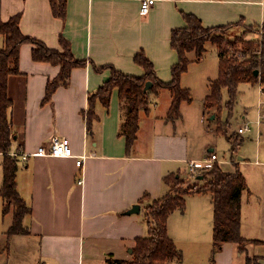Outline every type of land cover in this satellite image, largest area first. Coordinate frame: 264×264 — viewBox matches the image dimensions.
I'll list each match as a JSON object with an SVG mask.
<instances>
[{
    "label": "crops",
    "instance_id": "1",
    "mask_svg": "<svg viewBox=\"0 0 264 264\" xmlns=\"http://www.w3.org/2000/svg\"><path fill=\"white\" fill-rule=\"evenodd\" d=\"M139 7L138 0H66L61 19L52 14L49 0H0L2 21L19 14L23 34L58 50L62 48L60 39H64L74 57L85 60L84 66L71 70L68 84L58 87L51 101L42 104L46 83L57 76L59 66L34 62L32 45L20 47V74L8 79L12 100L9 116L14 140H20V144L15 147L13 142L10 153H35L40 146L48 147L55 135L65 139L75 155L85 158L78 168L71 158L36 156L22 161L16 157V190L30 209L23 219L29 234L16 236L34 241L42 264L131 260L135 239L148 235L146 199L160 198L168 191L165 176L174 173L185 179L188 161H202L215 153L222 170L233 172L237 166L246 184L240 207V235L248 241L246 251L239 252L234 243H225L211 263L213 209L208 193L185 197L184 211L175 210L168 216L167 235L181 253H210L209 264H221L223 259L226 264H245L247 254L264 264V125L251 138H255L251 157L241 152L243 137L232 154L235 157L219 158L215 146H210L207 154L194 156L189 153L186 138H178L165 126L176 121L167 119L172 95L168 89H161L151 94L147 113L140 114L137 139L127 154L125 139L119 135L126 111L117 89L112 91L107 109L96 104L97 119L90 125L82 115L88 108V96L109 75L108 70L94 71L92 65L112 66L140 76L142 68L133 57L142 51L152 62L156 76L166 81L177 61L170 33L184 25L183 13L195 15L205 27L238 21L260 26L264 22V0H156L146 15L140 14ZM190 58L195 61L193 54ZM210 81L207 78L202 103ZM181 87L190 93L189 87ZM164 96L166 102L161 101ZM186 103H181L177 118ZM159 106L164 109L162 116L150 115ZM158 118L162 119L159 124H164L162 129L157 127ZM210 119H215L214 114ZM230 134H225L227 140ZM0 158L1 163V153ZM80 178L81 185L76 182ZM134 204L140 205V212L125 215ZM7 215L9 228L12 212ZM175 262L167 264H184L183 255L180 262Z\"/></svg>",
    "mask_w": 264,
    "mask_h": 264
},
{
    "label": "trees",
    "instance_id": "2",
    "mask_svg": "<svg viewBox=\"0 0 264 264\" xmlns=\"http://www.w3.org/2000/svg\"><path fill=\"white\" fill-rule=\"evenodd\" d=\"M52 14L57 18H64L66 0H49ZM184 25L173 29L170 33V46L176 52L177 61L172 65L170 78L159 79L152 62L140 51L133 57L136 65L142 68L140 76L128 75L114 69L112 66L97 67L92 65L96 72L109 71V75L102 81L98 88L88 96V108L82 112L86 122L97 119L95 114L96 104L100 103L107 109L111 93L118 91L120 102L125 108L126 117L123 121L119 135L125 139L126 153L129 154L137 139L140 114L147 113L151 94H157L161 89H168L172 95L171 105L167 119L174 120L179 115L182 102H191L190 93L180 85L182 74L187 70L192 61L201 60L207 44L215 46L218 57L217 77L209 82V93L204 99L205 109L213 110L216 117L217 111L222 109V90L228 93L229 112H232L237 97V87L240 83H260L264 90V22L258 25H246L243 21L226 25L205 27L193 14H182ZM20 15L11 16L6 21L0 19V36L3 46L0 48V153L2 154V182L0 198L3 200L2 214L5 216L12 212V223L6 231L9 240L16 235H28L29 231L23 226V219L30 213V209L19 196L16 190L17 158L10 155L11 146L15 138L12 130L9 109L12 100L8 96V79L19 75V54L23 44H31V58L34 62H47L59 66L57 76L46 83L42 104L50 102L54 91L60 86H66L70 72L73 68L85 65V60L74 57L68 41L60 39L61 50L50 49L41 41L23 34L19 27ZM242 28L255 31L257 39H225L221 34L226 29ZM254 71L258 75L254 76ZM147 82L152 86L143 93ZM216 126L218 132L227 133L222 123ZM231 154L237 151L242 143L240 137L234 134L228 136ZM202 185L194 188H183L184 179L179 174L171 173L163 178L168 191L160 198L152 200V204L145 208V220L148 235L135 239L131 260H113L110 264H167L172 261H181V252L168 237L166 224L168 216L175 210L181 212L185 208V197L192 194L209 193L212 200L213 228L211 263L214 255L220 251L223 244L234 243L239 252H243V243L248 242L240 235V207L241 193L246 188L244 178L237 166L233 172L222 170L220 164L212 163L209 169H204L198 176ZM199 183V184H200ZM144 197H147L144 195ZM13 207V209H12ZM12 210V211H11ZM256 243L257 241H253ZM252 242V243H253ZM246 259L245 262L247 264Z\"/></svg>",
    "mask_w": 264,
    "mask_h": 264
},
{
    "label": "rangeland",
    "instance_id": "3",
    "mask_svg": "<svg viewBox=\"0 0 264 264\" xmlns=\"http://www.w3.org/2000/svg\"><path fill=\"white\" fill-rule=\"evenodd\" d=\"M254 32L255 31L243 30L242 28H232L224 30L220 35L231 41L241 38L257 39V34ZM0 39L1 48L3 46V38L0 36ZM206 49L207 53L203 55L201 60L190 62L187 70L182 74L180 79V84L182 86L189 87L190 97L192 99L191 102L189 104L186 103L181 107L180 118L174 119L176 121L175 124L172 122H166L167 124L165 126H168L169 132H175V135L178 136V138L179 136H184V138H186L189 146V153H192L194 156L201 153L207 154L209 147L215 146L214 148L219 158L229 159L232 155V152L230 151V142L227 140L223 132H218L216 130V126L219 124L218 122L222 123V127L225 128L227 126L226 121H229V129L227 132L231 134L234 133L235 138H238V135L236 134L238 127L242 126L241 124L244 123L248 124L250 131L242 135V139H245V143L243 144L241 152L247 155L251 154V157L255 151V138H251L253 134H255V130H257V128L261 129L264 125V123L259 126L256 125L258 117L257 105L260 99L259 89L256 84L250 82L240 83L237 87V97L232 112H229L228 105L225 106V103L228 101V93L226 89H223L221 95L222 109L215 113L217 117L216 119H210V116L213 115V110L209 111L208 109H205L202 99L205 92L207 78L213 80L217 74V57L214 45L207 44ZM166 98L167 96H164V99L161 101L166 102ZM12 109L15 110L16 105H14ZM163 110L164 109L159 106L156 111L152 109L150 115H155V118L157 116H162ZM244 115L246 117L245 120L242 119ZM161 120L162 119L158 118L157 122V127H160V129H162L164 125L162 124L163 122H160L159 124V121ZM13 142L15 147L20 144V140H14ZM232 156L235 157V155ZM210 167L211 164L205 169H209ZM1 180L2 168L0 163V184ZM199 183L200 182L197 179L193 180V178L186 176L183 188H194L197 185H202V183ZM152 200L153 199L151 198L146 199V209L152 204ZM2 205L3 200L0 198V264H42L43 259L38 256L39 253L34 241L32 242L23 236H14L9 240L8 244L5 231L8 228L10 218L7 214L5 216L2 215ZM143 208L144 207H142L141 213L144 211ZM247 245V242L243 243L242 247L244 251H246ZM186 251H188V249H186ZM209 254L210 253L206 252L194 253L191 250L181 253V255H183L184 264H209ZM246 259H249L247 264H259L256 257L247 254ZM225 261L226 259H223L221 264H226ZM235 264H239V261Z\"/></svg>",
    "mask_w": 264,
    "mask_h": 264
},
{
    "label": "built area",
    "instance_id": "4",
    "mask_svg": "<svg viewBox=\"0 0 264 264\" xmlns=\"http://www.w3.org/2000/svg\"><path fill=\"white\" fill-rule=\"evenodd\" d=\"M140 2L139 12L141 15H146L154 5L156 0H138ZM259 86L260 92V99L258 101V117L256 120V125L259 126L260 124L264 123V90L260 83H257ZM250 131V127L248 124H242V126L238 127L236 134L240 137L245 133ZM10 155L14 157H20L22 161H27L30 157H53V158H71L75 160V164L78 168L82 166L85 156L83 155H75L73 153L72 148L68 144L65 139H62L58 136H52L50 139V143L48 147L40 146L37 148L35 153L28 154V153H10ZM217 156L215 153L210 154L209 157L203 159L202 161H188V176L197 179L201 172L208 167L209 164L217 162ZM77 184L81 185L83 180L77 179Z\"/></svg>",
    "mask_w": 264,
    "mask_h": 264
},
{
    "label": "water",
    "instance_id": "5",
    "mask_svg": "<svg viewBox=\"0 0 264 264\" xmlns=\"http://www.w3.org/2000/svg\"><path fill=\"white\" fill-rule=\"evenodd\" d=\"M257 75H258V72L254 71V76L256 77ZM151 86H152V83L151 82H147L145 84L144 88H143V93H145ZM139 212H140V205L139 204H134L124 214L125 215H131V214H137Z\"/></svg>",
    "mask_w": 264,
    "mask_h": 264
}]
</instances>
